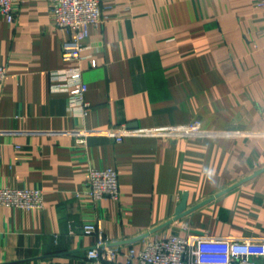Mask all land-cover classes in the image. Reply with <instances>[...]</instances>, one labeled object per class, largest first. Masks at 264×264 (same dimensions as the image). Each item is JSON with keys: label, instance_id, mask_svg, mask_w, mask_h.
<instances>
[{"label": "crops", "instance_id": "crops-1", "mask_svg": "<svg viewBox=\"0 0 264 264\" xmlns=\"http://www.w3.org/2000/svg\"><path fill=\"white\" fill-rule=\"evenodd\" d=\"M258 0H102L82 60L65 62L69 33L51 0H22L0 16V187L37 188L44 208L0 207V264H90L97 236L131 247L171 233L264 243V8ZM96 61L92 67L91 61ZM79 68L86 114L52 72ZM198 124L188 139L136 135ZM79 130L94 133L80 146ZM118 171L121 198L93 202L91 168ZM185 210L178 216L181 204ZM264 264V257L256 258Z\"/></svg>", "mask_w": 264, "mask_h": 264}, {"label": "built area", "instance_id": "built-area-1", "mask_svg": "<svg viewBox=\"0 0 264 264\" xmlns=\"http://www.w3.org/2000/svg\"><path fill=\"white\" fill-rule=\"evenodd\" d=\"M22 0H0V16L13 24L19 12ZM51 14L56 26L69 33L62 46V58L65 62H78L83 58L90 28L100 27L104 22L102 0H51ZM258 8H264V0L257 1ZM96 67V61H91ZM52 81L64 82V91L68 92L74 108H80L86 114L89 104L84 96L88 90L79 68L58 70L51 74ZM8 77L6 67L0 66V88ZM98 134L88 130H79L78 144L84 146L87 139ZM116 142L136 135H158L168 139H188L206 134L198 124L166 126L150 130H131L126 127L111 128L104 131ZM3 145L0 142V159ZM86 191L77 193L79 197H88L93 202L110 199L118 202L121 198L118 171L113 167L91 168L87 174ZM44 193L37 188L0 187V207L23 209L27 211L44 208ZM83 234L97 236V242L86 251L90 264H261L257 257H264V243L256 240L217 238L208 235H189L182 237L171 233L163 238L148 240L143 249L137 251L131 247L124 255L125 263H119L121 250L118 244L104 237L101 222H86Z\"/></svg>", "mask_w": 264, "mask_h": 264}, {"label": "water", "instance_id": "water-1", "mask_svg": "<svg viewBox=\"0 0 264 264\" xmlns=\"http://www.w3.org/2000/svg\"><path fill=\"white\" fill-rule=\"evenodd\" d=\"M185 207H186V202L184 200V202L181 204L179 210H178V216L177 218H179L180 214L185 210Z\"/></svg>", "mask_w": 264, "mask_h": 264}]
</instances>
